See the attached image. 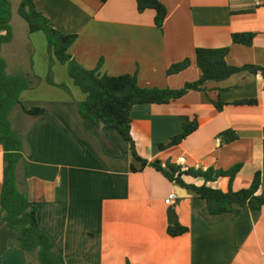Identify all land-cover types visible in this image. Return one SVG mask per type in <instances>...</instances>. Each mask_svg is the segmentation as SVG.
Here are the masks:
<instances>
[{
	"label": "crops",
	"instance_id": "obj_1",
	"mask_svg": "<svg viewBox=\"0 0 264 264\" xmlns=\"http://www.w3.org/2000/svg\"><path fill=\"white\" fill-rule=\"evenodd\" d=\"M168 9L163 28L155 11L139 12L136 0H34L55 28L77 35L69 51L85 68L100 74H137L143 87L182 88L198 80V47H229L226 60L235 66H264V0H161ZM13 38L1 49L11 75L28 78L31 87L20 99L26 108L44 107L40 117L20 108L10 113L14 131L25 146L24 165L29 199L38 222L65 264H264V207L242 206L239 215H212L190 189L168 180L151 166L140 168L129 143L113 128L86 122L79 102L87 98L55 60L46 34L15 21ZM236 32H254L252 45L232 41ZM191 64L169 75L184 59ZM52 69V79L48 78ZM207 92L189 91L168 104L136 105L131 134L139 154L164 165L228 170L242 168L232 184L222 176L215 188H247L261 172L264 193V78L248 70L206 83ZM256 97L257 104H236ZM225 102L218 110L213 100ZM197 119L198 128L178 145L162 149L183 124ZM233 129L239 138L223 143L220 133ZM106 144L118 149L110 153ZM186 158L185 164L179 158ZM4 149L0 144V264H40L35 253L20 248L18 232L2 219ZM190 183L202 178L185 176ZM176 198L166 203L170 194ZM175 206L189 231L168 234L167 210Z\"/></svg>",
	"mask_w": 264,
	"mask_h": 264
},
{
	"label": "trees",
	"instance_id": "obj_2",
	"mask_svg": "<svg viewBox=\"0 0 264 264\" xmlns=\"http://www.w3.org/2000/svg\"><path fill=\"white\" fill-rule=\"evenodd\" d=\"M106 2L108 0H100ZM139 12L155 11V23L163 28L168 9L161 0H136ZM18 13L27 22L29 30L43 31L48 40L51 53V64L57 60L68 65L70 77L74 83L87 93V98L79 102L80 112L86 122L103 129H116L129 143L133 158L140 163V168L132 165L133 171H139L151 166L161 172L168 180L184 188L190 189L205 203L208 212L212 215L232 213L239 215L242 206L251 210H260L264 207V193L260 191L262 175L260 171L254 174L249 187L234 190L231 185L228 190L215 188L208 183L226 176L232 184L235 176L242 168L238 163L228 170H207L189 168L183 171L182 167L171 161L165 165L159 161H149L143 158L137 149L131 134V113L136 105L141 104H168L181 98L189 91H204L210 81H222L235 73L248 70L253 74H261L264 78V66L246 64L235 66L227 62L229 47L207 48L198 47L195 50V60L201 71L198 80L187 82L182 88L143 87L138 81L137 74H122L111 76L100 74L97 69H87L81 65L70 53L69 48L76 39L75 33L63 32L51 25L46 13L37 9L34 0H20ZM12 6L10 0H0V144L4 149L3 183L1 191L2 219L18 232L20 248L27 254L37 251L41 264H65V257L55 248L50 236L41 228L38 222L37 206L29 199L26 183V170L24 165L25 146L19 133L14 131L10 121V113L20 108L26 114L40 117L45 114L44 107L32 106L26 108L20 99L23 89L32 86L28 78L22 75H11L7 71V62L1 55L4 44L13 38L11 26ZM256 33L236 32L232 34V41L237 44L252 45ZM191 64L186 58L181 62L172 64L167 73L177 74ZM52 79V69L48 78ZM256 97L238 100L236 104H257ZM218 110L225 102L221 99L213 100ZM199 126L197 119L189 120L183 124L182 130L173 136L167 144H160L162 149L178 145ZM223 143H231L239 138L233 129L220 133ZM110 153H118V149L106 144ZM185 176L202 178L203 183H190ZM167 231L171 236H180L189 231V227L182 224L176 207L170 206L167 210ZM129 264V263H128Z\"/></svg>",
	"mask_w": 264,
	"mask_h": 264
},
{
	"label": "rangeland",
	"instance_id": "obj_3",
	"mask_svg": "<svg viewBox=\"0 0 264 264\" xmlns=\"http://www.w3.org/2000/svg\"><path fill=\"white\" fill-rule=\"evenodd\" d=\"M11 2V6H12V15L14 17V20L15 21H19L21 24H24L26 25L27 22L20 16V14L18 13V7H19V4H20V0H10ZM12 41V40H11ZM35 254H37L38 256V253L37 251L34 252ZM40 261V260H39ZM41 264V262H40Z\"/></svg>",
	"mask_w": 264,
	"mask_h": 264
},
{
	"label": "built area",
	"instance_id": "obj_4",
	"mask_svg": "<svg viewBox=\"0 0 264 264\" xmlns=\"http://www.w3.org/2000/svg\"><path fill=\"white\" fill-rule=\"evenodd\" d=\"M255 3H256V6H259V5L263 4V1L262 0H256ZM185 162H186V158L184 156L179 158V163L184 165ZM175 198H176V194L175 193L170 194L169 197L166 199V203L167 204H171L174 201Z\"/></svg>",
	"mask_w": 264,
	"mask_h": 264
}]
</instances>
